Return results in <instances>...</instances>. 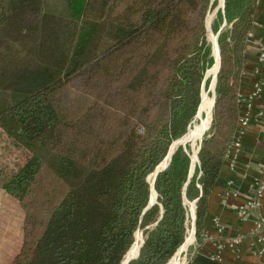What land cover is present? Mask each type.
Instances as JSON below:
<instances>
[{
  "label": "trees",
  "instance_id": "16d2710c",
  "mask_svg": "<svg viewBox=\"0 0 264 264\" xmlns=\"http://www.w3.org/2000/svg\"><path fill=\"white\" fill-rule=\"evenodd\" d=\"M56 1L59 10L47 9L45 0H0V28H50L44 42L61 43L56 47V74L62 75L11 89L12 104L0 110V127L31 153L32 169L26 184L18 175L4 187L22 208L45 154L50 155L53 174L69 185L41 222L39 235L31 243L24 238L11 264H123L138 230L143 231V244L128 264H172L186 239L184 198L196 200L195 236L197 245L203 242L208 197L237 128L238 87L231 111L226 110L230 123L223 129L216 124L220 112L218 99L214 101L211 129L222 130L201 141L199 165L185 191L191 161L188 146H179L155 178L156 203L144 211L152 193L148 176L168 156L173 141L189 130L208 84L204 78L213 58L204 19L210 0H133L118 20L107 14L102 0ZM256 2H224L229 29L217 39L218 94L230 51L227 40L231 52L243 60ZM216 13L222 18L221 11ZM192 15L199 19L195 29ZM102 31L110 45L95 58L85 57ZM127 66L129 73L118 81L121 67ZM74 79L102 81L103 96L86 113L65 121L55 97ZM95 111L102 116L93 115ZM108 114L117 116L111 137L98 132L109 124ZM142 114L155 117L145 119Z\"/></svg>",
  "mask_w": 264,
  "mask_h": 264
},
{
  "label": "rangeland",
  "instance_id": "374dc122",
  "mask_svg": "<svg viewBox=\"0 0 264 264\" xmlns=\"http://www.w3.org/2000/svg\"><path fill=\"white\" fill-rule=\"evenodd\" d=\"M102 1L107 3V14L110 16L112 15L114 17L113 19L116 18V20H118L119 16H121L120 13L122 12L123 8L126 5H129L133 0ZM213 4L214 6H212ZM58 6L59 4L53 5L52 10H59L60 8ZM216 8L217 0H210V4L206 11V17L204 19V37L206 41V46L209 45L211 50L213 49V42L211 40V37L215 41L216 35L213 32V28L221 27L223 21L225 20L224 13L222 14L221 12L222 18L217 16V13L215 12ZM221 8H219L218 11H221ZM196 12L199 15V11ZM209 14H213V21H211L208 27L207 17ZM192 16L193 19L191 21V26L195 29L196 26H198L197 23H199V19H197L196 15ZM60 29L62 30V27ZM228 29L229 28H226L225 25L221 32L226 33ZM46 30L50 32V28L48 27H30L28 29L26 27L22 28L20 27V25L19 27L15 25H10L2 26L0 28V110L9 107L12 104L13 90L11 89L16 88L18 86L20 88H23L28 84H34L41 78H44V80H53L62 76L56 74L59 71V65L56 62L59 53L58 51H56V47H61V43L59 44L56 42V44H46L44 42V39L48 36ZM63 33H65V31ZM227 43L231 47L229 46L230 51L229 54H227V56L225 57L226 61L224 64V68L222 69L223 72L221 75V82L219 83L220 94L217 93L218 71L215 76H207V73L210 71L215 62L213 50V65L205 73V77L207 78L205 81H208V84L206 86H203L201 92V96L202 93L205 92V94H207L209 100L211 101V125L206 131L201 134L198 139L190 140L188 142L183 143L182 145H179H184L185 147L188 146L189 148V156L191 161V175H193L195 166L197 165L195 155L198 150L199 144H201L200 141L203 140L205 137L210 138L213 133L217 134V136L220 135L219 130H222L226 127L227 124L230 123V116L226 115V110L231 109L232 95L235 88L238 87V91L240 90V77L242 74L241 68L243 69V60H240V54L236 55L231 52L232 43L228 40ZM109 45L110 43L107 33L102 31L101 34L98 35L97 38H95L91 45L88 47V53L85 55V57L95 58L99 56L102 52H104L107 46ZM216 49L218 54V46H216ZM218 61L219 57H217V68ZM121 68L122 73L117 78V80L123 82L127 73H129L130 67L127 66ZM213 78L215 84L214 88L212 89L211 87ZM101 95L103 96L102 81H100L99 83H95L89 82L87 80L83 81L82 79H74L66 85V88L60 94L55 97L54 103L57 111L59 112L60 117L65 121H69L76 115L81 116L82 114L86 113L92 104L96 102L99 103L101 101ZM217 99L220 113L218 117L219 120H217L216 124L218 126H221L222 129L220 128L218 130L217 128L214 130L211 128L215 112L214 101H216ZM201 105L202 98L200 102L199 112L196 115L195 120L193 119L190 124V131L195 127L199 126L203 118L205 117V112L202 111ZM141 108L143 109L144 107ZM92 113L93 115L99 117L102 116V113L98 111ZM142 116L145 119L155 117L153 115L144 114H142ZM108 118L109 124L98 129V132L102 136L111 137V134L113 132L112 129L115 126L117 116L113 117L112 115L108 114ZM188 131L187 133H189ZM184 136H182L181 138H183ZM176 140H174L173 142H175ZM93 147L95 149L98 148V146L94 143ZM95 152L97 153L98 151L95 150ZM30 158L31 153L18 142H16L13 138H11L5 132V130L0 127V185L4 184L7 181H10L11 178L16 177L18 175L22 177V181L24 182V184H26L29 175L32 172V169L28 167ZM41 158L42 168L39 174L37 175L27 198L23 202L22 208L20 207L22 212V230L20 231L21 234L18 232L17 234H8L6 236V249L8 258L12 255L10 249L16 248L17 253L19 252L22 246V241L25 237L27 238V240H29L30 243L35 240V238L41 232V222L45 219V217L51 211L54 205L59 202V200L61 199V197L69 186L67 182L58 179L53 174L50 165V155L45 154L42 155ZM1 194H4V192L2 191ZM185 206L188 212L186 221V239L184 244L176 252L172 264H186L191 258V255L194 253V249L197 246L195 227L194 235L192 227V219L193 214L195 212L193 201L187 200ZM137 233H140L142 238L144 239L142 230H138L136 234Z\"/></svg>",
  "mask_w": 264,
  "mask_h": 264
},
{
  "label": "crops",
  "instance_id": "0c3cea01",
  "mask_svg": "<svg viewBox=\"0 0 264 264\" xmlns=\"http://www.w3.org/2000/svg\"><path fill=\"white\" fill-rule=\"evenodd\" d=\"M44 4L47 9L51 10L53 5H58L56 0H45ZM263 25L264 0H257L253 28L247 39L240 77L239 92L244 94L251 90L256 78L253 71L256 66L258 44L264 41L261 34ZM263 167L264 126L253 125L246 129L242 137L241 151L235 170L231 171L227 162L224 161L218 179L210 192L206 219L208 231H211L212 219L218 218L224 226V237L246 236L249 233L252 226L251 223L238 221L236 211L239 205L254 199L252 186L256 180L264 181V175L261 173ZM230 180H233L234 183L228 186L227 183ZM10 181L0 185V264H11L17 254L16 248L10 249L12 255L8 258L6 236L8 234H17L18 232L21 234L20 231L22 230V212L18 201L4 187ZM2 191L4 194H1ZM228 192L235 194V197L227 195ZM255 215L256 213L253 210H249L250 218H254ZM211 251V244L203 241L196 246L187 264H264V254L260 257L252 255L247 240L240 246L241 253L239 258H235L234 254L227 250L223 253L222 261L215 262L209 259Z\"/></svg>",
  "mask_w": 264,
  "mask_h": 264
},
{
  "label": "built area",
  "instance_id": "2783aa9c",
  "mask_svg": "<svg viewBox=\"0 0 264 264\" xmlns=\"http://www.w3.org/2000/svg\"><path fill=\"white\" fill-rule=\"evenodd\" d=\"M261 34L264 40V25L261 27ZM253 73L256 78L251 90L246 94L238 92L236 96L237 128L225 156V161L231 171L236 168L242 146V137L246 129L253 125L264 126V41L258 44L256 66ZM261 173L264 175V167ZM233 183L234 181L230 180L227 185L231 186ZM252 190L254 199L239 205L236 211L238 221L241 223L249 222L252 225L246 236L224 237V226L218 218L212 219L211 231H207L203 235V241L209 242L212 247V251L209 253L211 261L221 262L223 253L227 250L234 254L235 258H239L240 246L245 240L249 242L252 255L260 257L264 254V181L256 180ZM227 195L235 197V194L231 192H228ZM249 210L256 213L254 218L249 217Z\"/></svg>",
  "mask_w": 264,
  "mask_h": 264
},
{
  "label": "bare ground",
  "instance_id": "6f19581e",
  "mask_svg": "<svg viewBox=\"0 0 264 264\" xmlns=\"http://www.w3.org/2000/svg\"><path fill=\"white\" fill-rule=\"evenodd\" d=\"M223 5V0H217V7L218 9L221 8ZM213 18V14H209L208 17H207V25L209 27L211 21ZM211 40L213 42V52H214V58H215V62H214V65L212 66V68L210 69V71L207 73V76H215L217 71H218V68H217V57H218V54H217V49H216V45H215V41L214 39L211 37ZM214 84H215V81H214V78L212 80V89L214 88ZM202 105H201V108H202V111L205 112V117L203 118L201 124L197 127H195L194 129H192L191 131H189L188 134H186L183 138L175 141L172 143V146L170 148V151L168 153V156L166 157V159L158 166V169H162L164 168L170 161V156H171V153L175 151V149H177V147L185 142H188L190 140H194V139H198L201 135V133L205 130L208 129V127L210 126L211 124V118H212V114H211V101L209 100L207 94L202 93ZM154 173L152 175H150L148 177V182L149 184L152 186V183H153V180H154ZM154 198H155V193L152 191L151 193V197H150V201H154ZM143 241V238L141 236L140 233H137L136 234V240L134 241L135 243L133 244V246L130 248V250L128 251V253L126 254L125 258H124V263L123 264H127V261L136 257V255L138 254V251L140 249V246H141V243Z\"/></svg>",
  "mask_w": 264,
  "mask_h": 264
},
{
  "label": "water",
  "instance_id": "95a60500",
  "mask_svg": "<svg viewBox=\"0 0 264 264\" xmlns=\"http://www.w3.org/2000/svg\"><path fill=\"white\" fill-rule=\"evenodd\" d=\"M224 2H225V0H223V6H222V8H221V12H222V14L224 13ZM217 11H218V7L215 9V12H217ZM225 25H226V21L224 20L222 26L220 27L219 31H218V32L216 33V35H215V43H216V46H218V44H217L218 36L220 35V33H221V31L223 30V28L225 27ZM211 46H212V45H211ZM218 57H219V61H218V70H219V67H220V53H219V48H218ZM206 79H207V78L205 77V78H204V81H205ZM214 100H215V95H214ZM199 107H200V104H199ZM199 107H198V109H199ZM197 111H198V110H197ZM211 120H212V119H211ZM210 125H211V124H210ZM187 130H188V129H187ZM201 141H202V140H201ZM201 141H200V143H201ZM182 147L185 149V146H184V145H183ZM199 150H200V144H199V146H198V150H197L196 155H195V158H196V161H197V165H199L198 156H197L198 153H199ZM172 154H173V152L171 153V156H172ZM171 156H170V160H171ZM167 166H168V164H167L164 168H162V169H158V168H156L155 171L153 172L154 175H155V177H154V180H153L152 186H150V187H151V191L154 192L153 184H154V181H155V178H156L157 174L160 173V172H162L163 170H165V169L167 168ZM148 177H149V176H148ZM191 177H192V175L189 173V175H188V179H187V182L185 183V186H184V191H185L186 186L188 185L189 180L191 179ZM154 193H155V192H154ZM186 202H187V200L184 198V204H185ZM155 203H156V194H155L154 201L152 202V201L149 200L148 206L146 207V209H145L144 211H146L149 207H151V206L154 205ZM195 203H196V200L193 201L194 210H195ZM192 227H193V235H194V227H195V212H194V214H193V225H192ZM142 244H143V241H142V243H141V246H142ZM141 246H140V248H141ZM138 254H139V251H138ZM138 254L136 255V257H134V258L128 260V261H127V264H128L130 261L136 259L137 256H138Z\"/></svg>",
  "mask_w": 264,
  "mask_h": 264
}]
</instances>
